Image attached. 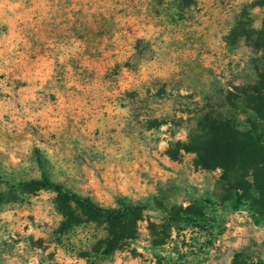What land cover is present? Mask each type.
<instances>
[{
  "label": "rangeland",
  "instance_id": "374dc122",
  "mask_svg": "<svg viewBox=\"0 0 264 264\" xmlns=\"http://www.w3.org/2000/svg\"><path fill=\"white\" fill-rule=\"evenodd\" d=\"M191 1L0 0V264H264V214L176 146L204 113L239 131L264 122L225 100L264 84V50L228 39L264 29V0ZM137 40L132 68L113 69ZM41 179L143 207L133 238L101 254L106 223L64 229L51 190L19 186Z\"/></svg>",
  "mask_w": 264,
  "mask_h": 264
},
{
  "label": "trees",
  "instance_id": "16d2710c",
  "mask_svg": "<svg viewBox=\"0 0 264 264\" xmlns=\"http://www.w3.org/2000/svg\"><path fill=\"white\" fill-rule=\"evenodd\" d=\"M180 6L187 7L191 0H178ZM229 42L243 39L253 50H264V29L255 31L236 25L228 32ZM133 53L126 61L115 64L113 69H131L130 62L138 58L140 48L138 40L132 47ZM228 103L243 102L252 114L264 119V84L233 87L225 96ZM196 131L185 143H181L177 152L193 156V164L202 170L218 169L220 179L225 184V198H233L234 205L248 202L251 210L264 214V122L252 124L247 131H239L229 120L215 119L208 114L201 115L196 123ZM176 151L169 157L176 158ZM38 165L41 164L36 157ZM24 191L51 190L56 195L59 212L62 217L61 226L68 229L78 224L81 214L102 219L106 227V237L103 240L101 254H109L135 234V223L144 211L141 206L121 205L113 210L99 207L86 198H80L72 193L64 192L58 185L47 179L20 183ZM255 193L256 197H253ZM120 203V202H119ZM72 207V208H71ZM186 219L192 214L183 213ZM196 216L202 218V211H196ZM176 215H171V221H176ZM188 219V220H187Z\"/></svg>",
  "mask_w": 264,
  "mask_h": 264
}]
</instances>
